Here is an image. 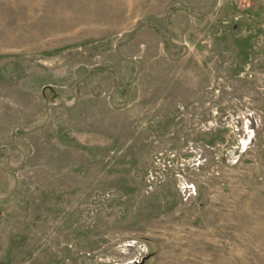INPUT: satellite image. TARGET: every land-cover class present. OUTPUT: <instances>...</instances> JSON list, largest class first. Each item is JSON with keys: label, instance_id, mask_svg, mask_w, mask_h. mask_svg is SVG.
Here are the masks:
<instances>
[{"label": "rangeland", "instance_id": "obj_1", "mask_svg": "<svg viewBox=\"0 0 264 264\" xmlns=\"http://www.w3.org/2000/svg\"><path fill=\"white\" fill-rule=\"evenodd\" d=\"M177 0H0V166ZM196 14L212 0H179ZM142 26L14 142L0 264H264V0ZM8 146L12 149L11 155ZM8 162V163H7ZM14 177L0 168V197Z\"/></svg>", "mask_w": 264, "mask_h": 264}, {"label": "water", "instance_id": "obj_2", "mask_svg": "<svg viewBox=\"0 0 264 264\" xmlns=\"http://www.w3.org/2000/svg\"><path fill=\"white\" fill-rule=\"evenodd\" d=\"M216 1H217V0H212V1H211V4H210V6H209V8H208L205 12L200 13V14L193 13V12L187 7V5H186L183 1H179V0H177V1H173L172 3H170V4L168 5V7L166 8L165 14H164L163 25L166 27V29H167V31H168L167 38H168L169 42H170L172 45H174V46H176V47H179V48H182V49H183V52H182L180 55H178L177 57H172V56H170L169 53L167 52V48H166V44H165V39H164V37H163V31H162L158 26H156V25H152V24H149V23H146V22H140V23H138V24H137V25H136V26H135V27H134V28H133V29H132L127 35H126V37H125L122 41H120V42H118V43L115 44V46H114V52H115V55H116L119 59H121V60L130 61V62H133V63L136 65L135 73H134L133 77L131 78V80H130V82H129L128 88H127L126 93H125V99H124V102L122 103V105H118V106H117V105H114L113 102H112V96H113V93H114V91L119 87V85H120V83H121V76H120V74L116 71L114 65H113L111 62H108V61H107V62H103V63H101V64H96V65L91 66V67L87 70V72L85 73V75H84L81 79H79V80H77L76 82H74V84L72 85V88H71V93H72V95H73V103H72L71 105H66V103H65L64 100H61V101H60L59 103H57V104H49V105L47 106V109H46V113H45V119H44V121H43L40 125L34 126V127H32L31 129H28V130H27V129H24V128H23L22 126H20V125L14 126V127L12 128V130H11L12 144H13V146H14V147H15V148L21 153L22 159H21L19 165L16 166V167H11L10 165H8V167L0 166V168L4 169L6 172H8L9 174H11V175L14 177V185H13L11 191H10L7 195L0 197V200H3V199H7V198H9V197L14 193V191L16 190V188H17V186H18V179H17V177H16V174H15V171H14V170H15V169H18V168H20V167L22 166V164H23V160H24V157H25L24 151H23L19 146H17L16 143L14 142V140H13V138H14V133H15V130H16L17 128L21 129L22 131H24V132H26V133H29V132H31V131H34V130H36V129H38V128H40V127H43L44 125H46L47 120H48V118H49V109H50V108L58 107V106H60V105L66 107V108H68V109L73 108V107L75 106L76 102H77V96H76L75 93H74V89H75V87H76L78 84H80L81 82H83V81L89 76V74H90L94 69L99 68V67H102V66H105V65H108V66L113 67V69L115 70L116 75H117V82H116V85H115L114 88H112V90L110 91L109 96H108V101H109L110 105H111L113 108L119 109V108H123V107H125V106L128 104V100H129V97H130V92H131L132 84H133L135 78L137 77V75H138V73H139V63H138L137 61H135L133 58H129V57H125V56H123V55L119 52L118 48H119L120 46L126 44V43L132 38V36L136 33V31H137L140 27H142V26H151V27H153V28H155V29L158 30V32H159V34H160V36H161V41H162V44H163V50H164L165 54L167 55V57H168L169 59H171V60H177V59L181 58L182 56H184V55L187 53L188 47H187L186 44H175V43H173V41H172V38H171V31H170V29H169V28L167 27V25H166L167 18H168V15H169V12H170L171 8H172L175 4H180V5L183 7V9H185V10L187 11V13L190 14L191 16H193V17H201V16H204V15H206V14H208L209 12L212 11L213 6L215 5ZM5 148H7V149L9 150V155H11V153H12V149H11L10 147H8V146H5ZM7 163H8V162H7Z\"/></svg>", "mask_w": 264, "mask_h": 264}]
</instances>
